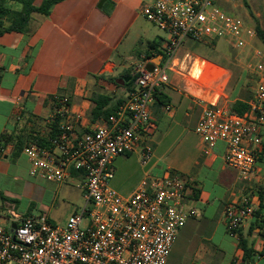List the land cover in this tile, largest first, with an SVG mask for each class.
Segmentation results:
<instances>
[{"label":"crops","instance_id":"0c3cea01","mask_svg":"<svg viewBox=\"0 0 264 264\" xmlns=\"http://www.w3.org/2000/svg\"><path fill=\"white\" fill-rule=\"evenodd\" d=\"M45 1L34 0V5L39 8ZM151 1L61 0L48 14L32 13L26 33H0V199L5 217L45 213L53 224L63 226L70 215L83 206V190L75 193L71 187L81 183L79 172L73 171L71 185L69 181L57 184L32 177L24 147L31 140H46L51 135L54 125L48 119L55 96L71 98L74 127L83 134L103 120L92 114L95 98H109L103 111L108 108L116 111L122 99L136 86V80L130 83L134 65L146 57L155 64L164 62L168 35L143 14L144 5ZM6 6L21 10V5L15 1L8 0ZM216 41L215 51H219L223 40L200 43L208 46ZM196 43L199 42L186 40L177 56L178 65L195 56L190 77L170 81L159 91L150 108L155 133L147 140L149 143L159 146L180 132L170 144V154L158 157L153 153L146 167L141 164L140 151L119 156L111 181L115 191L128 197L148 174L159 176L171 170L189 179L187 203L198 215L180 230L168 264L176 251L180 253L185 244L203 230L215 225L211 240L219 228L228 233L224 219L227 203L240 200L253 189L249 188V183L240 182L236 171L225 164L223 142H218L214 151L205 155L202 140L196 133L202 115L200 101L230 108L238 99L247 103L251 100L244 84L246 76L241 74L234 92L226 94L232 74L209 55L196 57ZM255 43L259 45L258 41ZM196 58L202 59L197 67ZM167 105L172 106L173 113L166 111ZM3 135L9 137L8 142L2 141ZM257 166L259 196L254 198L255 217L243 226L238 237L223 234L220 244L214 245L215 250L205 247L201 262L232 264L236 257L244 256L240 240L248 238L256 253L252 264H264V236L257 229L264 221V153ZM60 196L75 207L68 209Z\"/></svg>","mask_w":264,"mask_h":264},{"label":"built area","instance_id":"2783aa9c","mask_svg":"<svg viewBox=\"0 0 264 264\" xmlns=\"http://www.w3.org/2000/svg\"><path fill=\"white\" fill-rule=\"evenodd\" d=\"M225 1L146 3L145 18L168 35L164 62L155 64L146 57L135 64L136 86L114 114L83 134L74 127L71 98L54 97L48 121L56 127L55 134L44 145L31 140L24 147L31 164L30 175L65 184L77 171L85 202L63 226L53 224L45 213L5 217L0 204V264H168L180 230L198 215L195 208L188 207L189 179L171 170L159 176L148 174L128 197L115 191L111 181L117 157L140 151L144 167L153 159L147 141L155 133L150 108L159 91L170 83V73L178 65L177 56L186 40H225L238 51L253 50L248 68L254 74L255 86L246 113L200 101L202 115L196 128L205 155L223 142L225 164L236 171L240 182L253 188L225 208L227 231L233 237L239 236L257 211V163L264 153V51L255 43L256 30L229 14L223 7ZM166 111L173 113L172 106L167 105ZM257 229L264 236V221ZM232 264H243V256L236 257Z\"/></svg>","mask_w":264,"mask_h":264},{"label":"rangeland","instance_id":"374dc122","mask_svg":"<svg viewBox=\"0 0 264 264\" xmlns=\"http://www.w3.org/2000/svg\"><path fill=\"white\" fill-rule=\"evenodd\" d=\"M223 7L226 11H228L229 14L236 15L243 19L247 26L251 27L254 30H257L260 28L264 32V0H226L223 3ZM257 41L259 43V47L264 51V42L261 38L257 37ZM196 47L194 48V54L196 57L209 55V58L211 60H214L215 62L219 64L225 65L227 69H229L230 73L232 74L231 81L229 83V86L227 87L226 94H230L234 92V88L237 85V81L241 74H244L247 78V87H246V93L249 96H252L253 89L255 86L254 81V74L249 68H246V64H248L249 61H251L252 56V47L249 49H246L244 51H238L230 46V44L227 41H221L219 44V51H215L217 41L210 44L205 45L203 43H196ZM255 46L254 47H258ZM195 56L193 58H188L187 61H181L176 67V72L170 73V81L177 80V79H183L186 76L190 77V70L192 66L195 63ZM198 61L196 62V67L198 64L202 61V59L196 58ZM250 63V62H249ZM195 67V68H196ZM247 73H244V72ZM194 74L197 73L196 71L193 72ZM185 75V76H184ZM245 82V81H244ZM180 132H176V136H178ZM174 136H172L169 139H166L163 141L159 146H153L152 143L149 145L152 147L153 153H156L157 156H165L170 154V144L174 141ZM140 164V163H139ZM71 183H74L73 181H69L68 184L71 185ZM72 189L75 193H79V190H81L80 187H78L77 183L71 185ZM60 200L66 201V206L68 209L74 208L75 204L72 203L70 200L60 196ZM1 204V199H0ZM87 224V221L84 220V225ZM9 228V225L6 226ZM215 225L211 226L207 230H203V232H200L196 238L192 239L190 242L186 243L185 246L181 249V252L178 253L176 251L174 255V259L172 260L171 264H192L195 261H200V257H203L204 248H210L211 250H215L216 248L214 245H219L220 240L223 238V234L226 233L225 229L219 228L217 231H215V238L214 240H211L212 234L214 233ZM228 232V231H227ZM230 235V234H229ZM226 247V244H225ZM230 251V250H229ZM205 259V258H204ZM205 261V260H203ZM206 262V261H205Z\"/></svg>","mask_w":264,"mask_h":264},{"label":"trees","instance_id":"16d2710c","mask_svg":"<svg viewBox=\"0 0 264 264\" xmlns=\"http://www.w3.org/2000/svg\"><path fill=\"white\" fill-rule=\"evenodd\" d=\"M8 0H0V33H10V32H18V33H26L29 28V23L31 20L32 13L38 11L43 14H48L51 7L60 2L61 0H46L41 7L37 8L34 5V0H11L19 3L21 5V10L15 11L6 6V2ZM257 35L264 42V32L258 28L256 30ZM136 80L135 76H132V81ZM247 85V78L244 82ZM129 85V84H128ZM109 98L105 96H98L94 99L95 108L93 109L94 118L99 119H108L115 112V108H108L106 111H103V107L108 105ZM119 104V103H118ZM234 112L239 114H245L248 110L247 101H243L242 99L236 100L230 107ZM56 132V127H53L52 133L50 135L53 136ZM9 137L7 135H3L2 141L8 142ZM41 145L47 142L45 139H38ZM240 233V232H239ZM240 248L244 252L243 256V264H252L255 260L256 253L253 249V244L250 242L248 238H241L240 240Z\"/></svg>","mask_w":264,"mask_h":264},{"label":"water","instance_id":"95a60500","mask_svg":"<svg viewBox=\"0 0 264 264\" xmlns=\"http://www.w3.org/2000/svg\"><path fill=\"white\" fill-rule=\"evenodd\" d=\"M16 226H15V224L13 225V228H15Z\"/></svg>","mask_w":264,"mask_h":264}]
</instances>
